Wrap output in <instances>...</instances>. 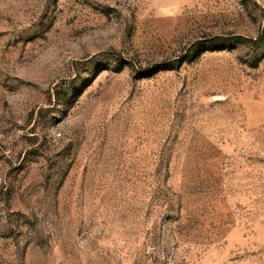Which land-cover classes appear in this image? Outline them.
Returning <instances> with one entry per match:
<instances>
[{
  "label": "rangeland",
  "instance_id": "rangeland-1",
  "mask_svg": "<svg viewBox=\"0 0 264 264\" xmlns=\"http://www.w3.org/2000/svg\"><path fill=\"white\" fill-rule=\"evenodd\" d=\"M0 264H264V0H0Z\"/></svg>",
  "mask_w": 264,
  "mask_h": 264
},
{
  "label": "trees",
  "instance_id": "trees-1",
  "mask_svg": "<svg viewBox=\"0 0 264 264\" xmlns=\"http://www.w3.org/2000/svg\"><path fill=\"white\" fill-rule=\"evenodd\" d=\"M239 40H241V39H239Z\"/></svg>",
  "mask_w": 264,
  "mask_h": 264
}]
</instances>
